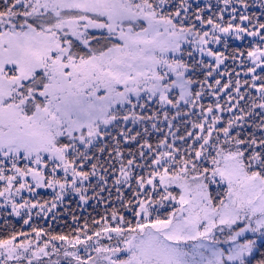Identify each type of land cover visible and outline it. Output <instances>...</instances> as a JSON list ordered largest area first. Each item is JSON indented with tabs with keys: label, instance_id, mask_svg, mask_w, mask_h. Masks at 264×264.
I'll return each instance as SVG.
<instances>
[{
	"label": "snow or ice",
	"instance_id": "1",
	"mask_svg": "<svg viewBox=\"0 0 264 264\" xmlns=\"http://www.w3.org/2000/svg\"><path fill=\"white\" fill-rule=\"evenodd\" d=\"M2 2L0 208L30 230L0 236V264H264V21L248 0L208 16L188 0ZM42 188L52 201L23 195ZM69 192L105 213L67 233L30 223Z\"/></svg>",
	"mask_w": 264,
	"mask_h": 264
},
{
	"label": "trees",
	"instance_id": "2",
	"mask_svg": "<svg viewBox=\"0 0 264 264\" xmlns=\"http://www.w3.org/2000/svg\"><path fill=\"white\" fill-rule=\"evenodd\" d=\"M2 6L3 5H0V7H2ZM192 13H195V12H192ZM261 20L264 21V17H262ZM251 43H253V42L249 41V39L245 40V42H243V43H237L233 40H227V44H228L227 52H231L233 49H236V48H240L241 50H246ZM219 49L222 51L225 50L223 48V46L219 47ZM226 65H228L230 68L236 67L237 70H239L238 64L234 63L232 60H228ZM222 69H223V67H222ZM198 78H202V77H198ZM213 101H214V97L205 96L203 103L208 104V103L213 102ZM227 115L228 114L226 113L225 116L227 117ZM192 119H196V117H192ZM177 122H179V121H177ZM129 126H131V125H129ZM248 131H251V129H249V128H247V126H245V128L243 130H241V134L245 135ZM154 138H155V136H153V139ZM91 194L92 193H90L89 195H91ZM102 195L107 197L108 193L105 192ZM125 195L128 196V195H130V193L125 192ZM114 197H115V192L113 190V199H114ZM48 198L53 199L52 196L48 195L45 197V200H47ZM105 209H106V206L102 203H99L97 200H92L91 203L89 204V206L83 208V204L79 201V197H74L73 199L69 200V205H67L65 208L59 209V213L61 215L56 217L55 222L52 224H47L45 226V228H48L49 231H52L55 233H61V232L67 233L73 227L76 226L75 224H73V221L71 219V216L73 214L80 217L81 223H82L83 219L85 217L89 218V220H91V218H93V217L99 218V216H101L105 213ZM166 210L167 209H161L162 212L166 211ZM125 215L130 216V214L127 212H125ZM42 227H44V226H42ZM13 230L29 231L30 228H24L23 229V224L21 222L12 223L9 225H0V236H5ZM262 245H264V241L258 245L257 251L255 253V256L257 259L260 258L261 253H264V246H262Z\"/></svg>",
	"mask_w": 264,
	"mask_h": 264
},
{
	"label": "rangeland",
	"instance_id": "3",
	"mask_svg": "<svg viewBox=\"0 0 264 264\" xmlns=\"http://www.w3.org/2000/svg\"><path fill=\"white\" fill-rule=\"evenodd\" d=\"M188 2L190 4H192V8L190 9V16H191L192 12H196L197 7L205 9V11H204V15L205 16L213 15L214 13H216L219 10V8L223 7V4L220 2V0H188ZM248 3L251 5V7L248 9V14L256 13L258 16H260V18L264 17V8L260 7L261 0H248ZM209 4L212 5V10L211 11H209L207 9V7H206ZM0 5H3L2 0H0ZM236 7L238 9V13L240 11H243V9H242V7L240 5L237 4ZM230 16H231L230 10L225 12L224 13L225 21L229 20ZM225 39L226 40H233V41H235L237 43H243L247 39H249V41L253 42L252 38H249V37H245V39L242 40V41L241 40H235L232 37H226ZM222 46L223 45H216L214 47L219 48V47H222ZM196 56L199 59V54H196ZM205 59L207 60L208 58L205 57ZM226 63H227V61H226ZM222 67H224V66H222ZM165 130H167V129L165 128ZM0 183H2V182H0ZM213 189H215V186H213ZM37 192H38V196H32L31 194H29L27 192H24L23 195L25 197L33 199V200L39 199V200H41V202H43L45 200L46 196L50 195V196H52L54 198V195H55V193L53 192L52 189H43L42 188V189H38ZM125 192H127V191H125ZM90 193H91V190H90L89 194ZM74 197H78V196L76 194H74V193L69 192L65 196L64 202L62 204H58V207L56 209H54L52 213H49L48 217L46 219L43 218V216H40V217L36 216L35 212L37 210L34 209L33 210V219H32V221L30 223L35 224L38 227H42V226L45 227L47 224L54 223L55 220H52V215L55 214L56 217L61 215L59 213V209L60 208H65L67 205H69V200L73 199ZM47 200L48 201H52L53 199H49L48 198ZM91 201L92 200H89L87 205H83V208L89 206ZM0 203H2V200H0ZM9 212H11V208L10 207H8V208H0V225H9V224L16 223V222H21L22 223V219L21 218L7 215V213H9ZM5 221H7V223H5ZM24 228H30V227H29V225H23V229ZM249 236H251V234H249ZM263 241L264 240L257 239V248H258V245L261 244ZM45 259H47V258H45ZM52 259H56V257L53 256ZM61 264H67V262L62 259L61 260Z\"/></svg>",
	"mask_w": 264,
	"mask_h": 264
}]
</instances>
